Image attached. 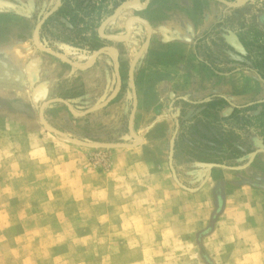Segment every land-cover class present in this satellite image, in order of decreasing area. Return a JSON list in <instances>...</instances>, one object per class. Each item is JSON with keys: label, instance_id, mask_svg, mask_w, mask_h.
Returning <instances> with one entry per match:
<instances>
[{"label": "rangeland", "instance_id": "obj_1", "mask_svg": "<svg viewBox=\"0 0 264 264\" xmlns=\"http://www.w3.org/2000/svg\"><path fill=\"white\" fill-rule=\"evenodd\" d=\"M226 1L0 0V264H264V0Z\"/></svg>", "mask_w": 264, "mask_h": 264}, {"label": "crops", "instance_id": "obj_2", "mask_svg": "<svg viewBox=\"0 0 264 264\" xmlns=\"http://www.w3.org/2000/svg\"><path fill=\"white\" fill-rule=\"evenodd\" d=\"M19 30H24L23 28H21L20 27V29ZM13 31H16V30H13V29H10V33L9 34H14L13 35V37L12 38H14L15 37V35H17L16 33L17 32H13ZM16 38H18V37H16ZM17 40H15L14 42H12L11 44H1L0 45V55H3V54H5V56H10V57H12V53L13 52H15V53H18V55L20 54V58H25V54L24 53H22V51H24V44H16L17 42H16ZM16 45H19V46H16ZM4 56V55H3ZM63 104H65V105H67L68 106V108L70 107L69 106V104H67V101H65V102H63ZM141 143L142 144H144V139L142 140L141 139ZM133 148V153L135 152V158L133 159V161H130V163H132V164H135L134 165V167L137 169V172L139 173V174H137V173H135L134 172V174L133 175H131L132 177L131 178H139L140 177V174H142V173H140L141 172V168L142 167H144V165H145V162H141V160L137 157L138 155L137 154H140V152L142 151L140 148H143L142 147V145H140V146H138V147H136V148H134V147H132ZM65 163V165H67V164H69L70 165V163H71V161H69V162H64ZM76 166H73V167H77V168H79V170L81 171L78 175H80V176H82V175H87L88 173H90V172H92V174L93 175H95L96 176V178H101V177H103L104 176V174L102 173V172H100V170H98V169H96V170H93V169H86V168H84L85 167V165L83 164V160L82 159H80V161H79V163H74ZM71 166V165H70ZM88 170V171H90V172H88V171H84V170ZM83 172H85L84 174H83ZM88 172V173H87ZM153 174H155V176H156V174H162L161 172H159V173H157V172H152V170H150L149 171V176H148V178H151L152 176H153ZM103 179V178H102ZM101 179V180H102ZM160 183H162V181H160ZM134 185H135V182H134Z\"/></svg>", "mask_w": 264, "mask_h": 264}, {"label": "water", "instance_id": "obj_3", "mask_svg": "<svg viewBox=\"0 0 264 264\" xmlns=\"http://www.w3.org/2000/svg\"><path fill=\"white\" fill-rule=\"evenodd\" d=\"M221 1H223L224 3H227L228 5H231V6H238V5H240V4H242V3H237V4H234V3H230V2H228V1H226V0H221ZM246 1V0H245ZM130 32H131V29L129 30V34H130ZM49 51V50H48ZM131 75H132V83H133V85H134V77H133V71H131ZM136 89H134V95L136 96ZM72 141H74V142H79V143H81L80 141H78V140H76V139H71Z\"/></svg>", "mask_w": 264, "mask_h": 264}, {"label": "trees", "instance_id": "obj_4", "mask_svg": "<svg viewBox=\"0 0 264 264\" xmlns=\"http://www.w3.org/2000/svg\"><path fill=\"white\" fill-rule=\"evenodd\" d=\"M197 52V55H198V51H196ZM224 98V97H222V96H211V97H209V98H206V99H202V100H199V101H196L195 103L196 104H198V105H203V104H205L206 102H207V100L208 99H214V98ZM171 160H172V155H171Z\"/></svg>", "mask_w": 264, "mask_h": 264}, {"label": "bare ground", "instance_id": "obj_5", "mask_svg": "<svg viewBox=\"0 0 264 264\" xmlns=\"http://www.w3.org/2000/svg\"><path fill=\"white\" fill-rule=\"evenodd\" d=\"M131 29V26L129 25V30ZM138 140H141L140 138H138Z\"/></svg>", "mask_w": 264, "mask_h": 264}]
</instances>
